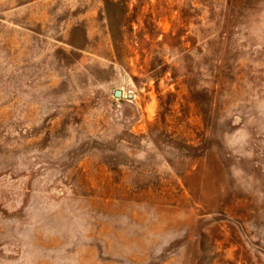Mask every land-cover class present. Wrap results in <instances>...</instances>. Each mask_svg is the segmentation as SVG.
Segmentation results:
<instances>
[{"label":"rangeland","instance_id":"obj_1","mask_svg":"<svg viewBox=\"0 0 264 264\" xmlns=\"http://www.w3.org/2000/svg\"><path fill=\"white\" fill-rule=\"evenodd\" d=\"M0 264H264V0H0Z\"/></svg>","mask_w":264,"mask_h":264},{"label":"water","instance_id":"obj_2","mask_svg":"<svg viewBox=\"0 0 264 264\" xmlns=\"http://www.w3.org/2000/svg\"><path fill=\"white\" fill-rule=\"evenodd\" d=\"M123 96L122 92L121 91H116L115 92V97L116 98H121Z\"/></svg>","mask_w":264,"mask_h":264}]
</instances>
